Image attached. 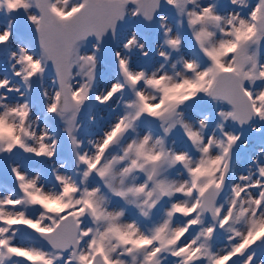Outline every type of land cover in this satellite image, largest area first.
<instances>
[{
    "label": "snow or ice",
    "instance_id": "6c2138e0",
    "mask_svg": "<svg viewBox=\"0 0 264 264\" xmlns=\"http://www.w3.org/2000/svg\"><path fill=\"white\" fill-rule=\"evenodd\" d=\"M0 16V264H264V0Z\"/></svg>",
    "mask_w": 264,
    "mask_h": 264
},
{
    "label": "rangeland",
    "instance_id": "374dc122",
    "mask_svg": "<svg viewBox=\"0 0 264 264\" xmlns=\"http://www.w3.org/2000/svg\"><path fill=\"white\" fill-rule=\"evenodd\" d=\"M225 2H227V0H225ZM2 22H3V18H2V16H0V23H2ZM245 139H248L251 141V146L256 145L260 140V138L258 136L251 133L250 131L245 132Z\"/></svg>",
    "mask_w": 264,
    "mask_h": 264
},
{
    "label": "water",
    "instance_id": "95a60500",
    "mask_svg": "<svg viewBox=\"0 0 264 264\" xmlns=\"http://www.w3.org/2000/svg\"><path fill=\"white\" fill-rule=\"evenodd\" d=\"M133 23H135V22H133Z\"/></svg>",
    "mask_w": 264,
    "mask_h": 264
}]
</instances>
